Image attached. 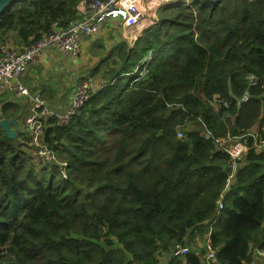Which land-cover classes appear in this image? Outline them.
I'll use <instances>...</instances> for the list:
<instances>
[{"label": "trees", "instance_id": "1", "mask_svg": "<svg viewBox=\"0 0 264 264\" xmlns=\"http://www.w3.org/2000/svg\"><path fill=\"white\" fill-rule=\"evenodd\" d=\"M80 1L10 2L0 46L67 26ZM113 58L107 85L45 129L64 176L36 170L0 128V264H161L169 252L167 264H201L206 237L219 264L252 262L264 247V0H168ZM225 137L249 149L234 173L213 142Z\"/></svg>", "mask_w": 264, "mask_h": 264}, {"label": "built area", "instance_id": "2", "mask_svg": "<svg viewBox=\"0 0 264 264\" xmlns=\"http://www.w3.org/2000/svg\"><path fill=\"white\" fill-rule=\"evenodd\" d=\"M166 2L168 0H81L76 6V20L67 26H62L59 21H52L48 30L31 44L19 45L7 42L0 46V95L13 93L27 100L28 113L24 123L26 139L20 142L24 144L23 147L31 156L33 154L36 157L39 164L57 167L60 163L63 166L64 176L66 163L59 161L48 149L44 142L45 129L51 125H67L90 96L106 86L107 82L92 76L86 77L75 86L69 105L63 111H57L50 108L39 92H30L22 85L23 74L48 51H57L65 59H75L82 53L83 41L97 35L102 26L108 22H118L121 38L130 44L139 31L148 23H152L157 8ZM145 61L146 59L141 60L140 64L144 65ZM137 70V68L134 69V73ZM146 73L145 69L140 70L135 80L143 78ZM181 136L182 134L178 132V137ZM214 144L228 157L227 164L231 173L235 172L249 150L239 138L216 139ZM254 147L258 151H264V142L255 143ZM221 208L222 203L218 201L217 210ZM204 246L205 252L201 264H219L207 237ZM185 253L186 248L181 246H176L172 250L173 257H179ZM254 255L258 256L264 264V247H253L252 256Z\"/></svg>", "mask_w": 264, "mask_h": 264}, {"label": "crops", "instance_id": "3", "mask_svg": "<svg viewBox=\"0 0 264 264\" xmlns=\"http://www.w3.org/2000/svg\"><path fill=\"white\" fill-rule=\"evenodd\" d=\"M13 39H15V35L12 36V33H9L5 41L10 44H18ZM120 43L127 42L123 41L120 36L119 23L108 22L102 26L97 35L83 41L82 53L75 59H65L57 51L46 52L36 64L29 67L21 81L22 85L30 92H39L50 108L63 111L69 105L72 92L79 79L80 82L86 77L92 76L105 82L108 81L104 78V74L115 67L117 59L107 60V54ZM97 68L100 70L96 71ZM92 72L94 75H91ZM59 80L60 82H58ZM14 108L20 109L17 111ZM2 111L3 115L1 116ZM27 113L26 99L13 93L0 95V120L16 119L17 122L18 120L21 122V127L17 125L18 130L16 128L17 131H15V139L18 138L19 141L26 139L24 123ZM170 258L171 252L165 253L159 260L161 264H167ZM252 263L263 264L256 255L252 256Z\"/></svg>", "mask_w": 264, "mask_h": 264}, {"label": "rangeland", "instance_id": "4", "mask_svg": "<svg viewBox=\"0 0 264 264\" xmlns=\"http://www.w3.org/2000/svg\"><path fill=\"white\" fill-rule=\"evenodd\" d=\"M157 11V10H156ZM155 17H156V13H155ZM110 30H112V29H110ZM111 33H113V32H111ZM27 72V71H26ZM26 72L23 74V76L21 77V81L23 80V77L25 76V74H26ZM124 77H128L126 74L124 75ZM80 80V79H79ZM79 80L77 81V83L79 82ZM58 82H60V80L58 81ZM77 83H76V85H77ZM15 109V108H14ZM18 109H20V108H17V109H15V110H17L18 111ZM18 124L17 125H19V127H21V122L18 120V122H17ZM191 126L190 125H187L186 126V128H185V130L186 129H188V128H190ZM11 129L13 128V127H10ZM17 130H18V128H17ZM16 130V131H17ZM184 130V129H183ZM214 142V141H213ZM27 144H28V141H27ZM23 148H25V147H23ZM32 158H33V164H35V169L37 170L38 168H43V167H45V170L47 169L48 170V172H49V170H50V168H52V165H49V166H46V165H43V164H39L38 162H37V160H36V157L32 154ZM60 161V160H59ZM62 162V161H61ZM58 166L60 167V169H57V172H58V174H60V176H63V166L60 164V163H58ZM35 170V171H36ZM64 170H65V168H64ZM232 183V182H231ZM230 183V184H231ZM240 194V193H239ZM232 197H233V195H229L228 197H225L224 199H223V202H224V204H225V209L223 210V211H220L219 212V214L217 215V217H216V221H220L221 219L223 220L224 218H225V216H226V214H227V210H229V209H231V204H230V202H231V199H232ZM191 248H193V247H191Z\"/></svg>", "mask_w": 264, "mask_h": 264}, {"label": "water", "instance_id": "5", "mask_svg": "<svg viewBox=\"0 0 264 264\" xmlns=\"http://www.w3.org/2000/svg\"><path fill=\"white\" fill-rule=\"evenodd\" d=\"M14 0H0V13L5 9V7ZM10 127H13L14 129L10 130ZM0 128L1 130L3 131V133L5 134V136L9 139H15V131H16V128H17V121L16 119H13V120H5V119H2L0 120ZM231 181L228 183L226 189H229V187L231 186Z\"/></svg>", "mask_w": 264, "mask_h": 264}]
</instances>
